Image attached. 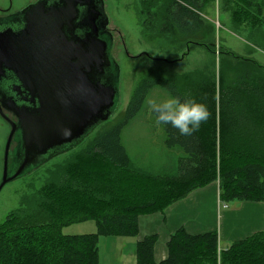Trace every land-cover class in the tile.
Masks as SVG:
<instances>
[{
    "label": "trees",
    "instance_id": "1",
    "mask_svg": "<svg viewBox=\"0 0 264 264\" xmlns=\"http://www.w3.org/2000/svg\"><path fill=\"white\" fill-rule=\"evenodd\" d=\"M210 1L214 0H170L159 10L166 8L172 39L214 53L218 47L222 61L219 88L212 70L209 80L203 78L172 94L181 100L195 99L209 112L190 135L163 125L165 144L183 153L176 172L151 175L130 167L120 139L124 125L141 108L133 110L136 101L132 102L119 123L96 144L110 154L107 159L116 167L60 169L41 189L35 208L13 211L0 226V264H99L101 236L134 237L139 233L140 215L163 212L215 181L223 203L264 202V66L214 41L215 31L204 27L200 17ZM224 1L237 9L231 16L236 33L250 18L264 19V0ZM158 2H148L149 8ZM159 82L169 90L177 84L170 78ZM87 220L95 221L96 233H62L64 226ZM157 241V235H151L137 242L136 264H264V230L219 250L216 231L190 235L181 228L168 242V258L159 263L154 258Z\"/></svg>",
    "mask_w": 264,
    "mask_h": 264
},
{
    "label": "rangeland",
    "instance_id": "2",
    "mask_svg": "<svg viewBox=\"0 0 264 264\" xmlns=\"http://www.w3.org/2000/svg\"><path fill=\"white\" fill-rule=\"evenodd\" d=\"M35 1L37 0H13V4L15 8H22L26 3ZM0 2L7 4V0ZM148 2L152 0H105V12L109 21L108 36L113 38L111 52L119 66V97L113 115L98 124L81 142L64 154L32 168L22 177L8 183L0 193V226L13 211L35 208L41 189L61 171L60 169L71 167L77 171H99L105 167L115 168V165L109 163L110 154L101 151L99 147L98 149L96 144L110 127L119 123L134 101L136 104L133 110L136 106L141 108L124 125L120 139L129 155L130 167L151 175L176 172L178 158L183 153L180 148H169L165 144V128L163 124L156 123V116L148 101L181 92L188 84L200 82L203 78L209 80L212 70L215 72L219 88V67L222 61L218 47L214 49V53L202 46L188 47L185 43L172 39L173 33L165 14L166 8L159 11L170 0H159L158 5L152 9L149 8ZM254 10L253 12H256V9ZM233 12H237L233 4L227 5L224 0H214L205 5L200 17L204 27L215 31L214 41L217 44H223L242 57L253 58L264 66V19L250 18L251 20L238 30V34L232 29ZM162 78H170L172 82L177 83L173 84L175 90L164 87L159 82ZM7 134L8 127L0 125V136L3 135L5 139ZM236 206H244L243 212L250 217L261 219V227H264V202H224L225 208L232 209ZM246 226H249V223H246ZM97 230L95 221L87 220L64 226L62 233L84 235L95 233ZM226 241L221 242L223 249L232 243ZM135 242V237L132 236H101L99 264H136Z\"/></svg>",
    "mask_w": 264,
    "mask_h": 264
},
{
    "label": "water",
    "instance_id": "3",
    "mask_svg": "<svg viewBox=\"0 0 264 264\" xmlns=\"http://www.w3.org/2000/svg\"><path fill=\"white\" fill-rule=\"evenodd\" d=\"M41 4L26 9L27 26L19 36H0V80L12 72L16 93L32 106L21 111L25 161L18 175L28 165L26 172L76 146L113 115L119 97L113 38L98 26L108 23L104 0H64L61 7L49 9ZM76 22L85 27L84 37L68 40L63 34L72 33ZM61 145L71 146L42 159Z\"/></svg>",
    "mask_w": 264,
    "mask_h": 264
},
{
    "label": "crops",
    "instance_id": "4",
    "mask_svg": "<svg viewBox=\"0 0 264 264\" xmlns=\"http://www.w3.org/2000/svg\"><path fill=\"white\" fill-rule=\"evenodd\" d=\"M237 207L232 208L233 210L224 207L220 199L219 183L214 182L191 192L185 199L173 203L163 212L140 215L139 233L134 236L135 244L148 236L157 235L154 258L159 263L168 258V242L171 236L184 228L190 235L216 231L219 236V249L225 250L234 241L264 230V227H261V219L244 213L242 210L244 206ZM246 223H249V226H246ZM223 240L232 243L223 249L221 247Z\"/></svg>",
    "mask_w": 264,
    "mask_h": 264
},
{
    "label": "flooded vegetation",
    "instance_id": "5",
    "mask_svg": "<svg viewBox=\"0 0 264 264\" xmlns=\"http://www.w3.org/2000/svg\"><path fill=\"white\" fill-rule=\"evenodd\" d=\"M39 3H42V7L49 9L51 7H61L64 0H37L35 2H28L22 8H15L13 0H7V4L0 2V36L13 35L17 37L26 28V15L24 12L26 9L33 7ZM84 12L79 14L81 18ZM109 23V21H108ZM108 23L104 25L103 22H98L100 33L109 35ZM78 23H75V27L72 33L66 32L63 35L68 40H71V36L76 39H82L85 34V27H78ZM11 37V36H10ZM109 37L112 36L110 35ZM112 74L111 69L107 71L106 75L110 76ZM18 85V80L15 75L8 71L6 77L0 80V125L8 127V134L5 139L4 136H0V170H1V183L3 180L7 181L4 187L12 182L22 177L28 168L23 171L19 176L18 171L25 161V145H24V121L22 116V110L25 108H30L32 106L24 104L21 95H19L15 89ZM72 145V144H71ZM71 145H61L50 150L42 159L48 157L49 155L60 152L65 147ZM62 154V153H60ZM59 154V155H60ZM0 190V193L4 189Z\"/></svg>",
    "mask_w": 264,
    "mask_h": 264
},
{
    "label": "clouds",
    "instance_id": "6",
    "mask_svg": "<svg viewBox=\"0 0 264 264\" xmlns=\"http://www.w3.org/2000/svg\"><path fill=\"white\" fill-rule=\"evenodd\" d=\"M148 103L156 116L157 124L171 125L182 135L192 134L209 116L205 104L195 99L181 100L179 96L172 94L162 99H150Z\"/></svg>",
    "mask_w": 264,
    "mask_h": 264
}]
</instances>
